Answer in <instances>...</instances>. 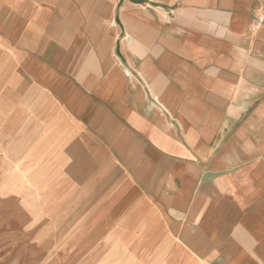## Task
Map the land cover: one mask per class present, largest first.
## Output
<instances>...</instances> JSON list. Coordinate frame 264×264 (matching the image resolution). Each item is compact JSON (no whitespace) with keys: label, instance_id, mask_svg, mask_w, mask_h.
<instances>
[{"label":"crops","instance_id":"1","mask_svg":"<svg viewBox=\"0 0 264 264\" xmlns=\"http://www.w3.org/2000/svg\"><path fill=\"white\" fill-rule=\"evenodd\" d=\"M0 204L42 264H264V0H0Z\"/></svg>","mask_w":264,"mask_h":264},{"label":"rangeland","instance_id":"2","mask_svg":"<svg viewBox=\"0 0 264 264\" xmlns=\"http://www.w3.org/2000/svg\"><path fill=\"white\" fill-rule=\"evenodd\" d=\"M0 204V264H42L35 243L23 238L18 222L5 220Z\"/></svg>","mask_w":264,"mask_h":264}]
</instances>
